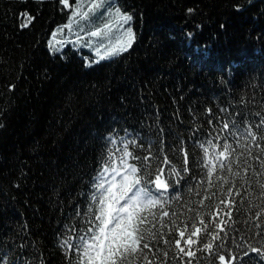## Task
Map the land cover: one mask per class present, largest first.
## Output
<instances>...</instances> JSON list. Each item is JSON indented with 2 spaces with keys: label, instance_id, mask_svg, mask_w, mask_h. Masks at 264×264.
Segmentation results:
<instances>
[{
  "label": "trees",
  "instance_id": "obj_1",
  "mask_svg": "<svg viewBox=\"0 0 264 264\" xmlns=\"http://www.w3.org/2000/svg\"><path fill=\"white\" fill-rule=\"evenodd\" d=\"M80 3L73 16L77 0H0V255L75 264L61 237L76 244L90 181L127 137L129 162L147 156L170 184L144 225L139 264H224L203 243L259 264L264 166L255 157L264 153L244 129L264 119V0ZM109 5L132 13L123 29L135 39L105 55L126 39L120 26L104 27ZM224 144L230 151L219 155ZM182 164L172 185L169 171Z\"/></svg>",
  "mask_w": 264,
  "mask_h": 264
},
{
  "label": "snow or ice",
  "instance_id": "obj_2",
  "mask_svg": "<svg viewBox=\"0 0 264 264\" xmlns=\"http://www.w3.org/2000/svg\"><path fill=\"white\" fill-rule=\"evenodd\" d=\"M61 3L68 4V0H61ZM104 6L103 0H92L90 5L93 10ZM80 10L81 3L80 0H77L76 12H73L72 15L76 16V13ZM108 12L114 15L112 19L104 24V27L108 29L109 27L120 26L122 28L121 35L126 39L121 41L119 48L107 49L105 55L123 50L124 47H130L131 40L135 39V33L130 27L123 29V24L133 19L132 13L128 10H122L118 6L113 8L110 5L108 6ZM83 14L87 16L89 13L84 12ZM71 24L72 21L70 20L69 27H71ZM92 35H101L100 29L96 28ZM102 48H104V44L100 43L96 49L97 53ZM89 63H94V61H89ZM232 123L235 127V120ZM220 125H223L224 128L228 127L225 121H220L217 127H220ZM261 126H264V119L260 120L257 127H253V124L249 123L244 132L246 136L261 137L260 141H254V145L260 147L261 153H264V147H261V144H264V130H258ZM106 139L109 143H114L116 137L112 132H109ZM120 139L124 143V148L119 157H117L116 152L109 148L97 175L90 181L91 187L86 193V210L83 211V227L80 229L81 234L75 236L76 244L73 245L69 240L61 237V243L66 252L75 248V255L71 257L75 264H81V262L82 264H131L133 257L136 258L137 264H139V258L143 256V249L140 245L142 241L147 240L144 235L146 231L144 225L149 217L155 216L153 205L161 202V198L165 194L160 189L170 187L168 182L161 179L163 169L155 172L150 171V162H147V156L144 157L146 162L143 164L138 163L141 159L139 156L134 157L136 162H129L128 158L133 156L132 151L128 148L129 141L127 137ZM141 147L143 146L141 145ZM222 148L223 151L219 155H224L230 151L228 144L222 145ZM251 154L250 152L249 155ZM151 155L152 153L149 152L148 156ZM185 156H187L186 152ZM255 159L260 162L261 166H264V159L261 156H256ZM216 163V160L211 161L213 166ZM227 166L231 168L232 165L229 163ZM220 167L223 168L224 164L221 163ZM185 171L186 168L183 164L179 169H171L169 171L170 177H172L173 172L176 173V177H180H172L171 184L179 185ZM244 171L247 172L248 168L245 167ZM173 193L176 196L181 195L180 190L176 187H173ZM81 195H85V193H81ZM80 215L81 212L76 211V216L79 217ZM65 227L67 228L69 225ZM73 230L75 229L73 228ZM183 235L184 233L181 232V236ZM212 235H217V233L213 231ZM152 238L155 239L156 237L153 235ZM221 240H223V237H221ZM188 242L189 244L193 243L191 234L188 236ZM165 243H168V241L166 240ZM175 243L179 244L180 241L176 240ZM203 247L216 252L218 260L223 261L224 264H229V261L245 264V261L242 258L237 259L234 253L226 256L225 252L220 250L219 245L216 249H212L210 243H203ZM249 248H251L250 245ZM254 251L259 256L264 257V247L256 248ZM164 254L167 255V252ZM179 254L178 251L176 255ZM189 254L191 255V253ZM245 255L247 253L241 254V256ZM143 259L147 261L148 257L144 256ZM0 260L7 264L5 256L0 255ZM25 264H28L27 260H25ZM259 264H264V259H261Z\"/></svg>",
  "mask_w": 264,
  "mask_h": 264
},
{
  "label": "rangeland",
  "instance_id": "obj_3",
  "mask_svg": "<svg viewBox=\"0 0 264 264\" xmlns=\"http://www.w3.org/2000/svg\"><path fill=\"white\" fill-rule=\"evenodd\" d=\"M107 1H112V2L116 3L117 0H107ZM127 28H129V27H127L126 25H124V29H127ZM91 48H92V50L96 51V48H94L92 46H91Z\"/></svg>",
  "mask_w": 264,
  "mask_h": 264
}]
</instances>
